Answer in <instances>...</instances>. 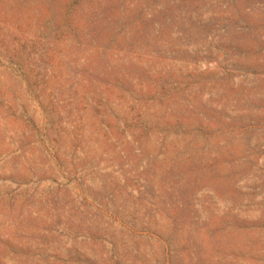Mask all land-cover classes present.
Wrapping results in <instances>:
<instances>
[{
  "label": "rangeland",
  "instance_id": "1",
  "mask_svg": "<svg viewBox=\"0 0 264 264\" xmlns=\"http://www.w3.org/2000/svg\"><path fill=\"white\" fill-rule=\"evenodd\" d=\"M0 264H264V0H0Z\"/></svg>",
  "mask_w": 264,
  "mask_h": 264
}]
</instances>
